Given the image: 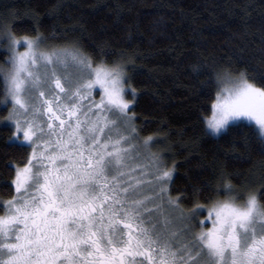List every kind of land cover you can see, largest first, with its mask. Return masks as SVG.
<instances>
[{"label": "snow or ice", "instance_id": "snow-or-ice-1", "mask_svg": "<svg viewBox=\"0 0 264 264\" xmlns=\"http://www.w3.org/2000/svg\"><path fill=\"white\" fill-rule=\"evenodd\" d=\"M15 17L0 13L10 50L0 90L12 105L9 140L31 153L14 166L13 194L0 198V264H264V177L253 190L220 171L217 182L194 186L211 203L186 213L179 200L188 197L170 194L175 163L168 167L152 150L156 138L141 137L134 123L126 62L109 63L75 40L45 47L50 38L38 29L18 37ZM231 63L197 66L215 95L205 123L221 134L254 121L264 151V86ZM185 220L199 230L173 231Z\"/></svg>", "mask_w": 264, "mask_h": 264}, {"label": "trees", "instance_id": "trees-1", "mask_svg": "<svg viewBox=\"0 0 264 264\" xmlns=\"http://www.w3.org/2000/svg\"><path fill=\"white\" fill-rule=\"evenodd\" d=\"M9 11L16 13L12 30L18 37H34L38 29L50 38L45 47L75 40L109 63L126 62V83L137 93L127 94L134 100V123L141 137L156 138L168 167L175 163L170 194L188 197L179 200L185 212L211 203L208 193L194 194V186L217 182L220 171L231 173L237 187H260L264 151L256 128L239 121L212 135L204 117L211 114L214 90L205 86L207 74L196 73L199 65L231 61L230 67L246 70L264 86L259 80L264 0H0V13ZM7 43L0 37V65L10 55ZM8 110L0 90V198L5 200L13 194L14 166H22L31 153L9 140L14 128L5 119Z\"/></svg>", "mask_w": 264, "mask_h": 264}, {"label": "rangeland", "instance_id": "rangeland-1", "mask_svg": "<svg viewBox=\"0 0 264 264\" xmlns=\"http://www.w3.org/2000/svg\"><path fill=\"white\" fill-rule=\"evenodd\" d=\"M25 47H26V45L25 44H21V45H19L18 46V50L19 51H24V49H25ZM9 50V49H8ZM96 95H97V98H98V96H99V92L97 91V93H96ZM126 98L127 99H129L128 97H127V95H126ZM129 100H132V99H129ZM5 104H8V107H9V109L12 107V105H11V103L9 102V103H5ZM211 115V114H210ZM209 115V116H210ZM8 121V120H7ZM242 121H246V122H249V123H252L253 125H254V121H247V120H242ZM12 126H13V128H14V125L12 124V122H10V121H8ZM237 122H239V121H237ZM236 123V122H235ZM208 128V127H207ZM208 130H209V132L212 134V135H214V136H218V135H220V134H214V133H212V131L208 128ZM222 134V133H221ZM156 146H157V143H154L153 145H152V150L153 151H157V149H156ZM31 149V148H30ZM157 152H159V151H157ZM243 199V197H241V200ZM203 212H205L204 214H201V213H199V215H198V217H197V219H199V220H204V218L208 215V213H207V211L206 210H202ZM201 212V211H200ZM187 213V212H186ZM193 226H195L194 228H193ZM205 228H208V227H211L212 226V224H211V222L210 221H205L204 222V225H203ZM184 227H188L190 230H196V231H198L199 230V228H200V225H198V224H196V220H191V221H189V220H185L183 223H180V222H177V224L174 226V228H173V231H175L176 229H183ZM178 240L180 239V237H178L177 238Z\"/></svg>", "mask_w": 264, "mask_h": 264}]
</instances>
